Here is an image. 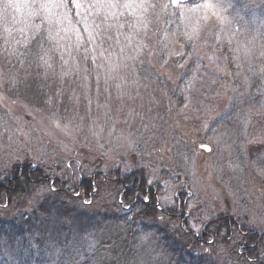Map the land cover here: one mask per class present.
Here are the masks:
<instances>
[{
	"label": "rangeland",
	"instance_id": "rangeland-1",
	"mask_svg": "<svg viewBox=\"0 0 264 264\" xmlns=\"http://www.w3.org/2000/svg\"><path fill=\"white\" fill-rule=\"evenodd\" d=\"M196 2L212 5L198 13L202 20L207 17L203 20L202 35L209 44L214 34L225 27L217 18L230 22L241 42L254 40L257 49L264 44V28L260 27L264 24V0ZM120 19L125 24L124 31L130 33L129 23H135L134 18L125 14ZM161 27H165L163 15L158 24L154 22L149 26L147 36L142 33L139 37L133 36L134 41L141 39L148 47L141 57L129 61L128 67L122 70V75L127 77L129 95L117 99L113 87L111 98L106 94L100 96L99 103L103 105L107 101L110 110L96 106L94 89L89 108L88 98L75 78L62 84L71 95L69 111L61 112L63 107L58 106L49 116L30 107L5 89L4 65L0 57V175L9 174L16 164L28 161L34 166L40 165L45 174L57 180L65 190L74 191L82 173L86 177L103 172L127 178L143 172L145 179H152L155 174L158 182L148 187L163 198L168 194L164 181L175 186L178 194L173 197L176 211H168L185 214L181 216L186 222L185 228H181L180 221L177 223L162 212L159 215L164 217L163 222L149 217L140 223L139 219L133 218L132 226L128 227L132 232L133 247L125 257L114 255L116 244L108 249L102 247L101 237L94 232L83 240L72 234L60 247H55L49 241L36 242L41 237L39 231H26L21 241L22 249L18 246L17 249L6 248V239L1 241L0 264H70V261L75 264H159V261L174 264L178 259L167 251L165 243L176 248L175 240L188 246L192 243L186 253H181L188 263L193 261V255L209 254L208 264H243L236 261L233 243H222L212 250L206 246L194 247V235L186 234L188 223L201 213H209L214 220L231 216L243 228L256 230L264 237V77L249 71L250 66H259V51L247 59L241 58L239 69L231 55L225 53L229 57L228 67L217 69L205 58L211 49L202 44V63L196 72L198 79L185 91L195 64L190 61L180 68L178 65L182 61L175 56L169 64L162 63L156 39L157 29ZM13 33L15 38L22 39L15 30ZM220 63L224 64L223 59ZM245 78L247 86L244 85ZM74 93L79 97L78 103L73 100ZM60 104L68 105L62 100ZM226 111L230 115L220 120L219 115ZM202 143L211 147V151L201 149ZM97 186L99 195L92 207L71 200L69 206L90 213H103L107 208L109 213L116 211L114 203L119 200V190L105 182ZM49 194V191H36L31 198L14 207L1 209L0 219L23 222ZM58 215L53 209L50 216L37 218V223L41 226L45 219ZM72 222V219L65 220L71 227ZM142 224L147 227L144 232L141 231ZM123 229V226L117 229L119 236ZM159 230L162 231L160 236ZM149 233L147 239H142ZM164 234L170 240L161 241ZM46 236L48 234L43 233V237ZM220 236H226V232ZM90 244L93 247L90 248ZM260 254L258 258L264 261V252Z\"/></svg>",
	"mask_w": 264,
	"mask_h": 264
},
{
	"label": "snow or ice",
	"instance_id": "snow-or-ice-1",
	"mask_svg": "<svg viewBox=\"0 0 264 264\" xmlns=\"http://www.w3.org/2000/svg\"><path fill=\"white\" fill-rule=\"evenodd\" d=\"M211 7V3L200 4L196 0H166L163 3L161 0H0V25H3L4 51L14 56L22 66L25 61L29 66L34 64L42 70L44 79L52 77L60 84L75 78L88 98L89 108L93 103L91 92L94 89L96 106L110 110L107 101L103 105L99 103L100 96L106 94L111 98L113 87L117 99L129 95L127 77L122 75V70L128 67L129 61L141 57L144 49L148 47L141 39L134 41L133 36L139 37L141 33L147 36L149 26L154 22L158 24L161 15L165 17V27L157 29L156 39L162 63L169 64V60L175 56L182 61L178 65L180 68L185 67L190 61L195 64V71L185 91L192 88L198 79L196 72L202 63L200 58L202 44L211 49L205 58L217 69L228 67L229 57L225 53L231 55L232 62L239 69L241 58L247 59L258 50L261 62L258 67L250 66L249 71L253 75L264 77V44L257 49L254 40L241 42L230 22L217 18L225 27L214 34L211 44L204 39L203 20L207 17H203L202 20L198 13ZM125 14H130L135 20V23H129L130 33L124 31L125 24L121 23L120 18ZM16 25L23 26L17 28ZM260 27L264 28V24ZM14 30L22 39L13 36ZM10 44L12 46L8 47ZM221 59L224 61L223 65L220 63ZM9 83L14 85L15 77H12ZM247 84L245 78L244 85ZM55 95L59 98L63 95V90L57 91ZM73 100L79 102V97L75 93ZM48 103H53L51 96ZM107 115L108 111L105 112L106 117ZM129 115L133 113L130 111ZM229 115L230 113L226 111L219 115V119H226ZM105 123H108L107 119ZM199 147L211 151L207 144L202 143ZM154 182H158L155 174L152 179L144 180V184L149 186ZM164 185L168 194L163 198L139 195L133 191L135 200L125 203L122 195L121 207L125 210H132L135 207L137 215L141 213L147 215L151 212L154 220L163 222L164 217L157 215V210L170 209L175 212L173 197L178 195L175 186L170 185L169 181H164ZM32 191L55 192L56 188L54 182L53 184L42 182L39 190L34 187ZM74 194L80 195L79 192ZM188 195L191 196V193ZM84 203L92 206L93 201L86 200ZM190 208L191 206L188 215L191 217ZM212 224H215V220L210 214L201 213L188 223V231L196 236L197 240L203 238L206 243H214L203 235ZM213 230L219 232L218 227ZM149 235L151 233L142 239H147ZM89 247L93 245L90 244ZM70 264H75V261H70ZM261 264H264V261Z\"/></svg>",
	"mask_w": 264,
	"mask_h": 264
},
{
	"label": "trees",
	"instance_id": "trees-1",
	"mask_svg": "<svg viewBox=\"0 0 264 264\" xmlns=\"http://www.w3.org/2000/svg\"><path fill=\"white\" fill-rule=\"evenodd\" d=\"M15 35L16 34L13 33V36ZM3 38V25H0V57L4 65V87L7 92L12 96L22 98L30 107L42 110V112H45L49 116L55 113L58 106L63 107L61 112L69 111L71 107V95L67 88L55 81L52 77L44 79L42 70L38 69L34 64L29 66L28 62L25 61L22 66L14 56L8 55L4 51L5 46L3 45ZM11 46V44L8 45V47ZM21 50L23 49L21 48ZM12 77H15L14 85L9 83V80ZM61 89L63 90V95L57 98L55 94ZM50 96L53 98V103L51 104L48 103ZM60 100L66 101L68 105L64 106V104H60ZM47 106L50 107L47 108ZM53 106L55 107L54 111H52ZM1 174L0 210L3 208H12L15 204L31 198L34 193H36L32 191V189L34 187L39 189L42 182L44 184H53V181H55L54 187L56 188L55 192H49V196L43 199V202L36 209H34L30 215H27L23 222L20 221L21 223H16V220L3 222V220L0 219V247L1 241L5 238V243L7 244L6 248L9 249H17L18 247V249L23 248L21 241L26 231L31 233L39 231L41 233V237L38 238V241L36 242L41 243L42 241H45L46 243V241H49L50 245L55 247H60L62 243L72 234V237H75L78 240H83L84 237L89 238L90 232H94L95 235L101 237L104 245L102 247L108 249L112 245L116 244L117 253L114 255L116 257L120 255L125 257L128 253H130V251H132L133 247L131 245V240L133 238L132 232L128 230V227L133 224V218L139 219V222L141 223L142 219L153 217L151 212L147 215L143 213L137 215L135 207H133L132 210L123 209L120 204L121 194L123 193L122 195L124 196L125 203H130L135 200L133 191L139 195H153L158 197L155 189L149 188L148 185L144 184L145 176L143 172L133 173L127 178L115 177L110 173L107 174L103 172H96L95 174L86 177L85 173H82L80 181L77 183V187L74 191L65 190L59 185L57 180H54L52 177H50L51 179H48L49 176L45 174L40 165L34 166L32 162L28 161L22 164H16L9 174H5V172ZM100 182L111 184L114 186V189L119 190V200L114 203V209H116V211L112 210V212L109 213V208H107L106 210H103V213H90L84 210L77 211L75 208L69 206V201L71 200V202L82 201L84 206L87 208L92 207L93 204L92 206H88L84 203V201L92 200L95 202L98 199L99 187L97 185H99ZM76 192H79L80 195L76 196L74 194ZM141 207H143V205H141ZM182 207L184 208V204ZM53 209H55L56 214L59 213V215L50 220L44 218L45 222H43L40 226L37 223V218H40V216H50V211L53 212ZM161 212L172 218L177 223L180 221L181 228H185L186 222L183 218H181V216H185V214L179 215L178 213L159 211L158 209L157 215ZM129 217H131V219H129ZM66 219L73 220L72 227L65 223ZM48 222H51V224L47 225ZM54 223L56 225H54ZM121 226H123L124 229L122 231L123 234L119 236L117 229ZM217 227L219 228L218 233L212 229ZM141 229V231L144 232L147 227L142 224ZM223 232H226V236L221 237L220 233ZM43 233L48 234V237H43ZM157 234L160 236L162 231H157ZM186 234L192 236L190 231ZM203 235L208 240L214 241V243H206L205 239L202 238L197 240L196 236H192L194 237L193 239L191 238L194 242V247L202 248L206 246L210 247L212 250V247L216 245H231L233 243L232 251L234 256H236V261L238 263L261 264L262 262L258 257H260L261 251L264 252V237L256 230L243 228L238 221L231 216L224 215L223 217L215 219V224L209 225L208 231ZM233 235H235L234 241ZM160 240L165 242L170 239H168L166 234H164V238H161ZM174 243H177L175 245L176 248H174V245L165 243V245H168L166 248L168 249L167 251L172 253V255L178 259L174 264L209 263V254L193 255V261L188 263V261L182 259L183 256L181 253H186L192 243H190L189 246L176 240ZM39 263L43 264L42 262ZM159 264L168 263H166V261H159Z\"/></svg>",
	"mask_w": 264,
	"mask_h": 264
},
{
	"label": "flooded vegetation",
	"instance_id": "flooded-vegetation-1",
	"mask_svg": "<svg viewBox=\"0 0 264 264\" xmlns=\"http://www.w3.org/2000/svg\"><path fill=\"white\" fill-rule=\"evenodd\" d=\"M123 194V193H122ZM122 194H121V196H122Z\"/></svg>",
	"mask_w": 264,
	"mask_h": 264
},
{
	"label": "water",
	"instance_id": "water-1",
	"mask_svg": "<svg viewBox=\"0 0 264 264\" xmlns=\"http://www.w3.org/2000/svg\"><path fill=\"white\" fill-rule=\"evenodd\" d=\"M211 148V147H210ZM207 151V150H206Z\"/></svg>",
	"mask_w": 264,
	"mask_h": 264
}]
</instances>
